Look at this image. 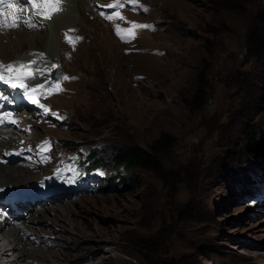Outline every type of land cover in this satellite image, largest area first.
<instances>
[{
	"label": "rangeland",
	"instance_id": "1",
	"mask_svg": "<svg viewBox=\"0 0 264 264\" xmlns=\"http://www.w3.org/2000/svg\"><path fill=\"white\" fill-rule=\"evenodd\" d=\"M72 2L59 34L40 23L21 33H38L45 69L61 74L33 93L36 108L25 111L34 125L1 160L26 172L3 181L18 193L0 196L25 204L17 210L31 205L22 251L48 264H117L114 255L129 264H264L254 256L264 253V0ZM13 4L6 16L16 32L33 10ZM117 27L134 38L122 41ZM8 36L7 60L22 59L25 46ZM248 128L261 139L254 156L243 148ZM127 146L159 167L113 182V153ZM91 155L100 167L89 169Z\"/></svg>",
	"mask_w": 264,
	"mask_h": 264
},
{
	"label": "bare ground",
	"instance_id": "2",
	"mask_svg": "<svg viewBox=\"0 0 264 264\" xmlns=\"http://www.w3.org/2000/svg\"><path fill=\"white\" fill-rule=\"evenodd\" d=\"M16 3H26V0H14ZM72 0H61L60 8L61 10L55 14L52 15V18L47 20L43 17H39L38 15H34L33 13H29V10H32V6H28V17H31L33 19V22L35 24L40 23L41 25H44L45 28L51 29L52 31H55L56 33H60V31L67 27V20L70 18L68 7L72 4ZM22 9H27L21 7L19 9V12L22 13ZM25 10H23L24 12ZM11 18V15H8V19ZM12 22H14V19H10ZM38 27L40 25H37ZM14 28V27H12ZM29 28L27 25H20L19 31L14 32L13 30H10L9 27L5 28L2 25H0V59L3 61H0V65L4 66V71L0 72V75H3L5 78H11L12 82H18V83H24V87L20 88L18 92H14V95H16L20 100H18L16 103L11 100L10 103H7L8 101L5 100V93H3V85L7 86L10 83H5L4 81H0V93H2L0 97V108H1V117L3 118V122L1 123L0 127H4L5 129L3 131H0V196H7V194H16L17 191L12 192L9 189V186L4 183V180L10 179V177L18 170L20 173L26 174V172L23 169L16 168H9L6 167L4 164H1V160L3 155L5 156H11L12 152H9L10 146L15 145L17 140L23 139V135L25 134L27 125H34L33 120L29 119L32 114L28 113L26 110L27 106H30L32 108H36V103L33 96L32 89L35 88L36 90L41 86L40 84L45 81L46 77L49 75V71L53 68L51 65L47 69L46 68V60L49 59V52H45L40 47L39 41H32V38L37 37V34H31L29 37H26V35L23 36V32H25L24 29ZM68 28V27H67ZM35 30V29H34ZM43 29H38V31H41ZM22 31V32H20ZM33 31V30H32ZM16 35V48H18V44H23L25 46V50L27 51L26 55L20 60L15 59L13 62L12 59H8L9 57L7 54L8 47L2 45L3 40H8V35ZM47 37V36H46ZM60 37V36H59ZM58 45L59 40L57 37ZM13 41H9V44ZM50 42V41H49ZM5 43V42H4ZM3 43V44H4ZM46 44V43H45ZM59 48V46H58ZM37 52V53H35ZM42 52L46 54H42ZM3 58V59H2ZM6 58V59H5ZM6 60V61H4ZM17 60V61H16ZM10 64L15 65L17 68H19L21 65H24L26 68V71L24 73L25 77L27 78V73L31 72V77L26 79V82L24 81H16L15 77L18 75H21L18 72H8L7 66ZM31 65V68H27V66ZM37 87V88H36ZM21 91V92H20ZM20 92V93H19ZM22 93V94H21ZM25 93H28V95H25ZM29 95L32 97V99H29ZM23 110V113L21 114V111ZM11 121H15V123H11ZM11 125V126H9ZM31 131V130H30ZM11 133V134H10ZM32 135H36L35 131H31ZM5 143V144H2ZM7 144V145H6ZM11 151H16L11 150ZM8 159V158H7ZM11 159V158H10ZM13 160V159H12ZM5 161H3L4 163ZM5 167V168H4ZM3 169V170H1ZM30 177V175H29ZM21 178L24 180L23 176ZM20 178V179H21ZM17 182H19V178H17ZM21 181V180H20ZM11 183L10 181H8ZM9 198V197H7ZM34 199H30L32 201ZM10 201V200H9ZM34 204V201L32 202ZM30 207L31 205L27 203ZM14 205L16 206H25V204H19V202H15V199L11 200V204L9 203H0V230L3 229L4 231L0 232V264H19L20 261H27L32 260L34 262H40L42 264H46L44 261L37 258V255H39V252L36 251L34 254L24 252L22 251V247L24 246V241L21 239L22 237V231H30V229L27 226H23L22 222L24 221L23 218L27 217L28 222L34 223V220H36L30 213H27L31 210L30 207L26 208H20L19 207L14 208ZM3 207H7L6 210ZM3 208V210H2ZM23 209V211H21ZM7 212V213H3ZM15 211L18 213L16 214ZM24 212V213H22ZM4 214V215H3ZM8 214V215H5ZM36 214V213H35ZM29 216V217H28ZM14 220L18 222L19 224L14 223ZM20 220V221H17ZM12 224H15V226H11ZM8 225V226H7ZM6 230V231H5ZM23 238V237H22ZM119 248V247H118ZM13 250H17V252ZM119 252V251H118ZM262 252H264V247L262 248ZM14 253L15 258L13 259H7L9 256ZM25 255V256H24ZM43 255V254H42ZM34 256V257H29ZM256 258H264V253H255L254 255ZM42 258V257H41ZM113 259H115L117 264H129L123 259H120L118 256H112ZM10 261V262H9ZM48 264V263H47ZM50 264V263H49Z\"/></svg>",
	"mask_w": 264,
	"mask_h": 264
},
{
	"label": "trees",
	"instance_id": "3",
	"mask_svg": "<svg viewBox=\"0 0 264 264\" xmlns=\"http://www.w3.org/2000/svg\"><path fill=\"white\" fill-rule=\"evenodd\" d=\"M252 44H254V42ZM244 135L246 143L243 148L247 153L249 152L250 155L254 156L259 148V144H261V139L258 138L250 128L247 129ZM86 160L89 169L101 166L100 161L95 159L94 155L88 156ZM158 167L159 163L144 150L137 147H121L113 153L111 166L113 175L111 177H113V182L115 180L116 182H119L122 179L120 176L122 171L127 172L134 168H138L155 172Z\"/></svg>",
	"mask_w": 264,
	"mask_h": 264
},
{
	"label": "snow or ice",
	"instance_id": "4",
	"mask_svg": "<svg viewBox=\"0 0 264 264\" xmlns=\"http://www.w3.org/2000/svg\"><path fill=\"white\" fill-rule=\"evenodd\" d=\"M133 2H134V0H133ZM4 3H5V0H0V4H4ZM26 3L30 4L32 6V10H33V14L34 15L41 16L44 19H51L53 14H55V13H57V12H59L61 10V8H60L61 0H26ZM7 7L8 8H14L15 5L13 3H7ZM0 16H3V9L2 8H0ZM101 16L106 18V19H109V20L113 19L112 15H108V14H106L104 12H101ZM3 26L12 28V27H16L17 24H16L15 21L13 23H11V24H7L5 22V24ZM27 26L30 29H34L35 27H37V25L34 22H32V21H28L27 22ZM133 27L134 28H144V27H147V26H144V25H133ZM116 33H117L118 36H120L121 40L125 41V42H127L129 39L134 38L133 36L122 35L121 34V30H120L119 27L116 28ZM66 38H67V36H66ZM77 39H79V38H77ZM69 43H72V41L69 40ZM52 67L55 68L56 66L52 65ZM27 68L30 69L31 65L27 66ZM4 70H5L4 66L0 65V72H3ZM6 70L8 72H10V73L18 72V73L21 74V75H18V76L15 77L16 81H24V82H26V79L31 77V72L30 71L27 73V78L25 77L24 73L26 71V68H25L24 65H21L19 68H17L15 65L9 64L7 66ZM64 79H69V78L68 77H64ZM0 81H4L5 83H10V86H11L12 89H17L18 87H20V88L24 87V83L12 82L11 78H5L3 75H0ZM40 87L43 88L44 86L41 85ZM57 87H59L58 84H57ZM32 91L35 92L36 89L33 88ZM25 95H28V93H25ZM29 99H32V97L30 95H29ZM2 122H3V118L0 117V123H2ZM11 123H15V121H11ZM40 150L47 151V148L42 145L40 147Z\"/></svg>",
	"mask_w": 264,
	"mask_h": 264
},
{
	"label": "water",
	"instance_id": "5",
	"mask_svg": "<svg viewBox=\"0 0 264 264\" xmlns=\"http://www.w3.org/2000/svg\"><path fill=\"white\" fill-rule=\"evenodd\" d=\"M59 75H60V73H59V71H58L56 68H52V69L50 70V77H51L52 79H54V78H58Z\"/></svg>",
	"mask_w": 264,
	"mask_h": 264
}]
</instances>
